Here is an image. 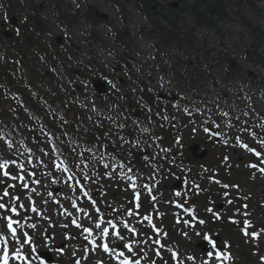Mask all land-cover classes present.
<instances>
[{
	"label": "rangeland",
	"instance_id": "obj_1",
	"mask_svg": "<svg viewBox=\"0 0 264 264\" xmlns=\"http://www.w3.org/2000/svg\"><path fill=\"white\" fill-rule=\"evenodd\" d=\"M10 1L13 7L16 8L15 17L20 21L22 16L19 15L18 4L21 2L20 0ZM29 1L41 6L39 21L47 27L51 35L50 40L53 41L55 38L61 37V55L68 66L74 71L76 69H78L76 71H83L88 69V67H93L94 75H92L94 77L92 78H100L99 71H110L112 67L116 66L119 69H124V66H128L131 70L135 69L137 63H134L135 66L133 68L134 64L132 61L148 65L153 54L156 57L160 55L156 52L157 43L161 45L160 48L165 46L160 43L159 38L152 32V30H155L152 23H158L159 29H161L158 36L162 35L161 39L163 36H168L167 29H169L171 24L170 21H165L160 15L157 18L151 16V23H147L143 15L136 11V4L133 0H111V2L108 0ZM195 1L198 2L199 0H152V7L148 9L151 13L168 15L170 8L175 6L188 8L196 3ZM220 1L223 3V15L221 16L217 14L210 17L205 16L206 19L200 22L195 18V15L190 14V11L186 10L175 18L174 25L177 29L180 28L182 30L179 31L184 36L183 41L188 40V49H192L190 50V58L186 59L184 53L180 51V47L175 45V42H172L171 39L168 41V37L165 38L168 43H171L165 46L166 55L169 56V62L166 65L172 69L174 75L178 76L179 81L182 82L180 84H186V86H188L186 78L189 75L197 76L198 74H203L204 78H199L201 81H195L194 78V82L197 83L198 89L208 96V98L205 96V99L211 105L224 113L226 111L231 113L232 121H235V124L226 122L229 116L220 113V116L223 115L221 118L224 121V125H222L224 127L221 130L224 134H228L230 140H232L231 135L238 134L239 139L234 143V149L237 151L235 153L230 151L227 148L228 144L223 146L224 150L213 149V143H210L211 135L205 131L203 123L198 122L200 128L193 125L190 128V126L186 125L182 126L181 130L178 125H175L168 130V133H165L166 136L161 138L162 140L159 137L150 142H142L140 139L133 140L134 151H141L142 153L140 158L142 157V160L145 158L150 166L155 164L153 174L144 171L133 173L127 178L126 174L124 175L123 172L118 171L124 166L115 163L108 168L110 172H113L112 179H106L101 183L103 188H108L106 190L108 193L98 192L95 185L87 186L81 192L73 182L63 184L58 177L52 182L49 176H41L31 171L34 165L30 159L24 158L25 151L21 146L24 147L27 140L33 141L32 137L27 138V136L30 137L29 135L32 134L31 131L34 127L37 128L36 131L41 135H49L50 133L53 134V132L44 128L37 121L31 123L24 118L18 121L16 114L7 111L14 121L12 123L8 120L7 123L9 125L15 124L16 127L13 125L12 128H6L10 131L15 130L17 136L27 140L19 142L21 146L17 144L15 148L11 147L13 157L6 152L0 154V165H4L3 168H0V185L6 183L7 190H9L7 191V196L3 194L2 198H0V204L4 205L3 208H0V224L4 227V230L0 231L3 235L1 240L3 252L8 247H15L14 253L16 254L18 247L21 253V255L17 254L18 259H21L20 264H25L27 257L33 251L31 250L33 244L37 246V250H52L53 253L55 252L54 263L62 261L64 264H76L74 258L80 257V264H121L126 254L133 256L135 259H140L139 261H142V258H149L159 262L158 259L163 255V252L161 249L156 248L154 241L160 239L163 243V250H165L164 247L167 248L164 251L166 257L169 258L167 253L170 250H176L183 254L180 255L181 261H188V255L196 260L198 257L197 253L202 252L200 248L196 247L199 239L195 238L192 234L193 231H190L191 229L185 227L182 219L186 215H182L184 213L179 211L178 207L173 206L174 200L179 201L186 192H184L182 187H179L178 191L173 193L171 197L167 189L165 191V188H163V185L167 184L170 185L168 187L170 189L174 182H178L181 178L186 180L191 176V178H198L201 182L213 183L214 191L220 195L217 196L218 202L223 205V210L229 213L226 215L228 220H232V222L240 221L242 227L244 224L242 218L245 217V211L242 208H244V205H248L246 218L251 219V221L245 222L247 226L242 229L244 230L243 235L242 231L238 229L240 225L236 229L238 232L229 228L228 233L230 234L218 229L215 230L220 237L222 236L218 240L219 244L225 246L228 252L231 249V257H227L222 263L264 264V262L259 260L260 257H264V189L253 185L255 182L248 181L251 179L250 177L244 178V175H251L254 171L249 169L244 159H238V156H247L245 149L240 147V143L243 142V134L249 138L251 136L250 129H244L249 123L248 120L252 121L253 118L255 122L264 121V77L262 78L264 68L262 72L257 65V61L264 62V0ZM87 8L93 10L100 19L107 22H105L106 24L98 23L96 25L95 32L99 43L89 42L90 36L87 37L92 28L90 20L85 19L83 16ZM200 9L201 14L206 13L203 12L204 7ZM76 10L79 11L80 16L75 14ZM55 11H60L67 17L75 18V23L70 28H67L65 24H57ZM3 12L0 9V20L4 17L2 15ZM169 17L174 21L173 16ZM226 17H230V21H225ZM211 21L213 25L210 26ZM216 27L220 29H216ZM2 29L0 27V31ZM117 32L120 35L119 42L121 44L115 41ZM212 38L213 40H211ZM223 41L226 42L227 49L222 45ZM193 44H196L197 50H194ZM252 44L256 47L252 48ZM50 52L53 54L52 51ZM115 56L119 61L126 62L124 66L123 63L119 65L116 62ZM128 58L132 59V61ZM42 62H45V64ZM37 64L40 66L39 74L49 71L53 74V80L57 82L56 85L53 84V89H50L49 82L46 79H41L42 75L28 78V81L35 83V86L38 87L36 89L46 90L49 93L47 96L57 102L56 108H54L56 111L52 112H57L59 116H55L52 113H44L43 108L36 104V111H43V115H45V123L50 122L52 125L60 126L62 124L61 121L63 123L71 122L74 113H76L77 116H82V125L86 121L91 130L100 132L103 137L108 136L111 140L113 137L118 138L117 146H119V150L124 152L129 150L127 144L130 145V143L126 141L127 139L119 138V133L115 128L111 127V121L101 111V107L97 103L99 101L95 97L96 95H94L89 81L87 82L86 79H80L79 81L71 79L70 77H74L72 73L69 74L59 69L39 53L37 54ZM233 65L237 66L236 78L233 75L232 77L234 78L228 80L230 82L226 84L227 76L232 75L228 73L226 68L233 69ZM180 67H186L188 75L185 72L178 71L177 68ZM145 69V72H147L148 67H144ZM223 73H225V78ZM120 74L123 81L126 78L128 80L124 71H121ZM258 77L263 79L262 83L259 82ZM157 83L156 81L155 84ZM129 85L131 84L129 83ZM236 85H239L237 86L239 91L236 89ZM152 87L156 86L153 85ZM181 87L176 86V89L180 90L182 89ZM166 88L169 89L168 86ZM11 89L15 90V88ZM56 93L58 95L64 94L70 99L69 107L72 111L64 112L62 110L60 105L61 100L64 101V98L57 100ZM2 94H4L3 91ZM25 95L32 98L31 93ZM174 95L180 99L176 91ZM253 97L254 99L250 103L248 99ZM6 101L2 102V104H7L5 108L0 105L2 112L9 108V110H15V108L11 107L13 103L10 100ZM192 107H199V105L195 104ZM202 114L195 113L194 120L199 119ZM258 116L261 117L260 120H258ZM208 120L211 122L218 121V117L208 116ZM113 122L115 123L116 120H113ZM215 128L217 127L214 126ZM102 130L104 133H101ZM208 131L210 130L208 129ZM178 132L181 138L176 144V154H173L172 148L175 144H170V136ZM258 134L264 136V125L258 130V133L253 134L255 137L253 140L255 141H252L253 145L257 142L259 146L264 148V137L260 141ZM227 142L229 143V141ZM246 142H249V140H246ZM35 144L36 142L30 144L32 151H35V163L39 167L46 169L52 163L49 154L37 151L38 145ZM3 145L8 149V144L3 142ZM43 146L46 147V144ZM190 146L206 147L207 155L201 158L203 163H199L197 162L198 160L189 157L188 147ZM145 151L146 153H144ZM195 153L197 152L195 151ZM216 154L219 155L217 156V158L219 157L218 159ZM223 157H226L224 166L221 164ZM15 169L19 170V172L8 173V175L2 173V170L11 171ZM211 169L216 171L224 170V179H229V181L226 180L224 185H215L221 180L215 171L209 175L206 174ZM117 171L118 174L116 173ZM257 172L261 173L260 171ZM18 174L23 175L20 181L15 179ZM117 176L128 179L132 187H127L128 190H125L123 183L119 181ZM116 186L123 191V194L120 191L121 195L116 194L118 195L116 196L114 191L112 193L113 196L109 197V194H111L109 192L115 190ZM50 187H52V190H50ZM18 190L21 191V194H18ZM96 191L97 194L94 195ZM187 191L189 192V190ZM188 192L187 195H189ZM129 193L135 195V199L141 196L138 203H140L141 199L145 202L147 208H149L147 216L138 212L141 207L140 204L138 207L135 204L131 205L128 199ZM17 198L21 202L18 206L15 204L18 219L14 220V222L7 219L6 222L7 215L11 211V205H14L13 203ZM82 200L90 207L85 209L82 205L80 206L78 201L81 202ZM134 203L137 202L135 201ZM104 205H108V207L106 208ZM9 221L12 222L14 233L6 225ZM107 221L111 223L109 224ZM97 224L100 225L99 228L96 227ZM85 229L89 231H85ZM104 229H107V235L103 234ZM254 229L260 231L261 237H259L260 235L254 238L250 237ZM235 232L236 234L233 235L232 233ZM47 234L51 235L49 241L46 240ZM125 235L126 237H124ZM66 236L68 240L65 241ZM25 241H30V244H25L27 243ZM61 242L66 244L63 251L59 252L55 246L57 247ZM118 244H122L120 250H116V245ZM125 244L129 247H124ZM104 245L108 246V251H104L102 248ZM129 248L131 251H129ZM1 249L0 258L2 255ZM257 250L258 252H256ZM208 253H205L206 257H209ZM32 255L34 254L32 253ZM17 257L11 256L10 263L14 262ZM110 257H112L111 262L109 261ZM222 258H224V255H222ZM29 260L31 263L38 264V260L35 261L32 258ZM162 264H165V262H162Z\"/></svg>",
	"mask_w": 264,
	"mask_h": 264
},
{
	"label": "trees",
	"instance_id": "obj_2",
	"mask_svg": "<svg viewBox=\"0 0 264 264\" xmlns=\"http://www.w3.org/2000/svg\"><path fill=\"white\" fill-rule=\"evenodd\" d=\"M6 1H7V4L5 6V9L10 13L11 8H12L11 3L9 2V0H6ZM133 1L135 2L136 7L140 10V12L144 15V17H146V19L150 23H151V16L152 17L154 16L157 18L159 15L162 16V18L165 19V21H170L171 22L170 27L169 29H167L168 38L171 39L172 42L173 41L177 42V45L180 46V48H182L181 45H184L183 44L184 36L178 33V29L174 25L176 21L175 18L180 16V13L182 14L184 11L188 10L190 11V14L195 15L196 16L195 18L198 19V21L200 22L206 19L205 16L210 17L215 14L220 15V16L223 15L222 14L223 3L220 0L219 1L215 0V2L214 0H199L198 2L195 1L196 3L189 6L188 8L187 7L180 8L178 6L174 8H170V12L168 15L149 12L150 11L149 9L152 7L151 2H150L151 0H133ZM31 7L34 9L35 13H37V9L39 7L37 5H32ZM203 7H204L203 12L205 11L206 14H201L200 12L201 10L200 8H203ZM88 9L89 8H87V11L85 14H83V16L86 19H89L90 22L92 23L91 33L89 35L90 39L99 41L98 36L95 32L96 25L98 23L106 24L107 22L105 20L103 21L98 16H96L91 9L89 10ZM75 14L79 15V11L75 12ZM56 15H57L58 23L65 24L67 28H70V26H72L76 21L75 18L67 17L64 14H62L60 11H58ZM169 16L171 17L173 16L172 18L174 19V21ZM38 22L39 21H37V19L34 18L33 16H26L25 20L22 22L20 26V30H17L16 35L14 34L11 39H5L0 35V58H1L0 59V105L4 101V96L2 94L1 88L2 87L5 89L8 88L9 90H12L11 88H15L16 90V87L20 84V81L18 79H21L23 75H27V77H31V78L39 77V75H42L41 79H46L47 81L52 77L48 85L50 89H53V82H52L53 76H50V74L48 72L46 73V71L41 72L39 74L40 68L32 65L33 60L36 58L37 53H42L47 58V60L53 62L55 65H57L58 63V65L63 71H66L67 73H71L70 72L71 69L69 70V67L66 64V61L61 55L62 51L58 48L56 44L52 43L46 37L48 34L45 29L46 27L44 25H40L41 23H38ZM152 25H154L155 27V30H153V32L159 33L161 29H159L158 23L155 22V23H152ZM187 41H185L186 43L185 46H188ZM193 47H194V44H193ZM50 51H52L53 54H51ZM75 74H78V80H80L81 78L80 71H75ZM29 83H31L30 88H33V89L38 88L37 86H35V83L31 81H29ZM36 94L40 98H44V97L47 98V94L49 93H47L46 90L41 89V91H37ZM57 97H58L57 98L58 100L60 97L59 96ZM30 98L31 97H26V98L24 97L23 99V100H27L24 102L27 107L26 111H24L25 109L21 107V108H16V110H13V109L12 110L8 109L6 111L3 110L2 112V108L0 107L1 108L0 125L3 126L4 123H6L8 120L11 121V119L13 118L7 113V111L11 112L12 114H16L17 115L16 118L18 119V121H20L21 118H24L27 120L33 114H35L36 117H39L40 113H36L34 109L32 110L28 102L29 101L28 99ZM197 102L199 105H202V101L199 98L197 101L196 98L191 97L190 94L184 93L183 103L190 104V103H197ZM45 104H46V101H45ZM46 110L48 111V107L46 108ZM80 119H81L80 117L74 114L71 122L69 123H63L61 121L62 124H60V126L54 125V124L52 125V123L50 122L47 124H44L47 128H49L54 133L55 140H56V146L58 150L60 152L62 150L64 153L68 154L69 157H72V155L69 153L70 148H72V145L77 144L79 147H81V145L84 147V142H83L84 139L81 140V138L83 137V131L81 132L79 131V127L81 124ZM2 126H0V128ZM35 130L36 129L34 127L32 131H35ZM124 132L129 133V138H131L132 136L131 128H129L128 126H125ZM95 143L99 144L98 142L92 141L90 146L94 147ZM131 145H132V141L130 142V145L128 146H131ZM107 151L109 153L115 152V149L112 148V144L109 145V147L107 148ZM88 163L89 165H94L95 157L93 156L92 158H90L88 160ZM135 164H138V163H135Z\"/></svg>",
	"mask_w": 264,
	"mask_h": 264
},
{
	"label": "snow or ice",
	"instance_id": "obj_3",
	"mask_svg": "<svg viewBox=\"0 0 264 264\" xmlns=\"http://www.w3.org/2000/svg\"><path fill=\"white\" fill-rule=\"evenodd\" d=\"M194 131H195V130H194ZM205 131L207 132L208 129H205ZM3 167H4V165H0V168H3ZM4 174H5V175H8L7 172H5ZM25 187H27V185H25ZM177 194H179V193H177ZM4 195L7 196L8 193L5 191V192H4ZM3 207H4V205H3V204H0V208H3ZM13 211H15V210H13ZM208 211H212V210H211V209H208ZM109 223H111V222L109 221ZM200 223L203 224L204 221L201 220ZM246 223H247V222H246ZM8 227H9V229L12 230L13 233H14V229H12V222H11V221H9V223H8ZM96 227L99 228L100 225L97 224ZM126 227H127V226H126ZM85 231H89V230H88V229H85ZM89 234H91V233H89ZM103 234H104V235H107V234H108L107 229H104V230H103ZM114 235H115V234H114ZM253 235H255V233H253ZM204 239L207 240L208 243H209L210 245H212V247H216L215 243H214L211 239H209V237L205 236ZM25 242H27V241H25ZM124 247L128 248L129 246H128L127 244H125ZM103 248H104V251H108V246H107V245H104ZM129 251H131L130 248H129ZM208 255L211 256V255H212V252H209ZM219 256H220V253H216V257L219 258ZM189 259H191V257H189ZM4 264H7V259H6V257L4 258ZM41 264H43V261H41ZM122 264H129V261H128L127 259H125L124 261H122Z\"/></svg>",
	"mask_w": 264,
	"mask_h": 264
},
{
	"label": "water",
	"instance_id": "obj_4",
	"mask_svg": "<svg viewBox=\"0 0 264 264\" xmlns=\"http://www.w3.org/2000/svg\"><path fill=\"white\" fill-rule=\"evenodd\" d=\"M12 21H14V20H12ZM5 35L8 36V34H5ZM94 87H95V90L97 92H99V93L105 91V86L100 81L94 82ZM197 150H198V147L197 146H193V147L190 148V151L192 152V154H193L194 157H196V158H202L205 155V152L203 151L201 154L196 155L195 151H197Z\"/></svg>",
	"mask_w": 264,
	"mask_h": 264
},
{
	"label": "bare ground",
	"instance_id": "obj_5",
	"mask_svg": "<svg viewBox=\"0 0 264 264\" xmlns=\"http://www.w3.org/2000/svg\"><path fill=\"white\" fill-rule=\"evenodd\" d=\"M179 30H181V29L178 28V32H179V34H181V32H180ZM181 31H182V30H181ZM181 35H182V34H181ZM182 36H183V35H182ZM211 40H213V38H212ZM183 44H184V45H181V47H182V50L185 51V45H186L185 41H184Z\"/></svg>",
	"mask_w": 264,
	"mask_h": 264
}]
</instances>
